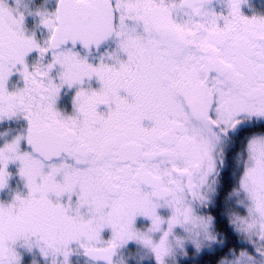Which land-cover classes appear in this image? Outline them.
I'll return each instance as SVG.
<instances>
[{"label": "snow or ice", "instance_id": "obj_1", "mask_svg": "<svg viewBox=\"0 0 264 264\" xmlns=\"http://www.w3.org/2000/svg\"><path fill=\"white\" fill-rule=\"evenodd\" d=\"M13 118L0 264H182L189 247L264 264V11L251 0H0V121Z\"/></svg>", "mask_w": 264, "mask_h": 264}, {"label": "flooded vegetation", "instance_id": "obj_2", "mask_svg": "<svg viewBox=\"0 0 264 264\" xmlns=\"http://www.w3.org/2000/svg\"><path fill=\"white\" fill-rule=\"evenodd\" d=\"M26 2H27V0H26ZM9 4L11 6H15V0H9ZM45 4H46V6L51 8L54 4V0H31V6L32 7L39 6V5H45ZM251 4L257 10L264 11V0H251ZM245 10L249 13L252 11V9L248 8L247 6H245ZM38 19L39 18L35 15H28L26 17V25L30 29L35 28L37 35L43 36L46 30H44L42 26H37L38 25ZM14 79H15V77H14ZM72 94H73V90H67V89L65 90L64 94H62V97L59 101V106L61 108L67 109L69 111L71 110ZM4 121H5L6 125L3 124V121H0V123L2 124V126H1L2 128L6 127V126H12V124H17V126L18 125L21 126L23 123L22 119H16V118L6 119ZM15 167H16L15 165H10V169H12V170H14ZM10 186L12 189H15L17 187L22 186V182L20 180V177L12 176L11 180H10ZM5 190H6V192H9L8 189H5ZM9 195H10V192H9ZM9 198H10V196H9Z\"/></svg>", "mask_w": 264, "mask_h": 264}, {"label": "rangeland", "instance_id": "obj_3", "mask_svg": "<svg viewBox=\"0 0 264 264\" xmlns=\"http://www.w3.org/2000/svg\"><path fill=\"white\" fill-rule=\"evenodd\" d=\"M3 124L6 125V123H5L4 120H3ZM1 126H2V124L0 123V143H3L4 142L5 137L8 136V135H10V133H11L12 130L17 129V128L20 127V125L17 126V124H12V126H6L4 128H2ZM11 171L12 172H14V171L16 172V167L14 168V170L11 169ZM13 176L19 177L18 175H13ZM9 196H10L9 195V192H6V190L0 191V198H2V199H8ZM188 251H189V255L183 257L182 258V262L185 261V260H187V259H189V258L198 257V256H200L204 252L211 253L210 250L204 249L203 251L199 252L198 254L192 255V253L196 251L192 247H189ZM32 258L33 257H32L31 254H26V256H25V262H26V264H27V261H30ZM40 259H41V264H43L42 258H40ZM72 259L74 261H76V264H87V258L84 257V256L74 255L72 257ZM228 259H230V258H228ZM129 264H155V262L154 261H152V262H147V261H145V262H139L138 254H137L133 259L129 260Z\"/></svg>", "mask_w": 264, "mask_h": 264}, {"label": "trees", "instance_id": "obj_4", "mask_svg": "<svg viewBox=\"0 0 264 264\" xmlns=\"http://www.w3.org/2000/svg\"><path fill=\"white\" fill-rule=\"evenodd\" d=\"M214 255L215 254L212 251L211 253L204 252L198 257L189 258L183 261L182 264H214L215 263Z\"/></svg>", "mask_w": 264, "mask_h": 264}]
</instances>
